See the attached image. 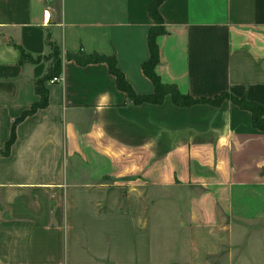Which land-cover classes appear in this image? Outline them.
<instances>
[{
	"label": "crops",
	"instance_id": "crops-1",
	"mask_svg": "<svg viewBox=\"0 0 264 264\" xmlns=\"http://www.w3.org/2000/svg\"><path fill=\"white\" fill-rule=\"evenodd\" d=\"M150 0H0V150L36 102L46 31L60 52L47 103L0 154V264H264V129L218 105L133 104L102 62L113 55L136 94L153 91ZM49 10L46 23L42 10ZM160 81L193 98L226 92L264 116V0H163Z\"/></svg>",
	"mask_w": 264,
	"mask_h": 264
},
{
	"label": "trees",
	"instance_id": "trees-1",
	"mask_svg": "<svg viewBox=\"0 0 264 264\" xmlns=\"http://www.w3.org/2000/svg\"><path fill=\"white\" fill-rule=\"evenodd\" d=\"M163 0H150L147 6V14L153 21V24L147 30V47L149 57L142 62L140 67L142 73L151 81L153 91L149 94H136L129 83L125 80L122 72L117 68L116 61L113 55H100L96 53H85L79 49L76 53H66L65 58L75 61L77 64L85 65L88 63L102 62L106 65L107 71L114 78L116 87L125 93L126 97L133 104L161 103L165 96H169L171 102L180 107H186L197 103H207L210 105H218L222 100L227 99L239 108L245 109L250 113L251 125L259 130L264 129V116L261 105L249 101L244 97H235L229 93L221 92L212 98H193L188 94L180 93L175 85L167 84L160 81L157 74L154 72V66L158 62V51L155 38L157 35L163 34L165 28L162 19L158 12V6ZM11 43L19 50L20 60L29 63H37L40 60L47 61L46 70L43 75L34 80V91L39 99L32 103L30 107L23 110L11 123L8 138L0 150V154L6 155L10 144L13 142L15 133V125L21 121L26 115L32 113L38 108L44 107L47 103V89L45 83L52 76H57L60 73V52L59 48L51 41L50 32L47 30L44 36V44L47 48L45 55H34L25 51L21 46L13 41Z\"/></svg>",
	"mask_w": 264,
	"mask_h": 264
},
{
	"label": "built area",
	"instance_id": "built-area-1",
	"mask_svg": "<svg viewBox=\"0 0 264 264\" xmlns=\"http://www.w3.org/2000/svg\"><path fill=\"white\" fill-rule=\"evenodd\" d=\"M41 15H42L43 22L46 23L48 18H49V10L48 9H43ZM58 81H60V76L59 75L52 76L50 79H48L46 81V83L47 84H52V83H56Z\"/></svg>",
	"mask_w": 264,
	"mask_h": 264
}]
</instances>
